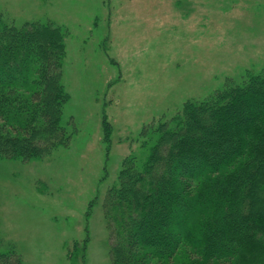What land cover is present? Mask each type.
Segmentation results:
<instances>
[{"label":"rangeland","instance_id":"rangeland-1","mask_svg":"<svg viewBox=\"0 0 264 264\" xmlns=\"http://www.w3.org/2000/svg\"><path fill=\"white\" fill-rule=\"evenodd\" d=\"M0 10L18 26L68 29L72 133L46 160H0V237L22 264H110L103 205L124 159L145 126L264 69V0H0ZM75 242L85 259L69 258Z\"/></svg>","mask_w":264,"mask_h":264},{"label":"trees","instance_id":"trees-1","mask_svg":"<svg viewBox=\"0 0 264 264\" xmlns=\"http://www.w3.org/2000/svg\"><path fill=\"white\" fill-rule=\"evenodd\" d=\"M68 36L0 10V160L43 161L70 145ZM103 209L110 264H264V69L145 126ZM85 250L75 242L69 258ZM0 264H22L1 237Z\"/></svg>","mask_w":264,"mask_h":264}]
</instances>
